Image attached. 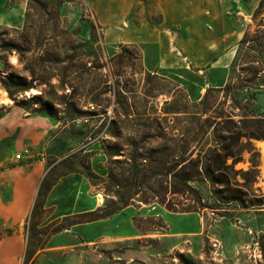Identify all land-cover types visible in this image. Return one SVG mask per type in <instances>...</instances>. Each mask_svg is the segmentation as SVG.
Listing matches in <instances>:
<instances>
[{"label": "rangeland", "instance_id": "obj_1", "mask_svg": "<svg viewBox=\"0 0 264 264\" xmlns=\"http://www.w3.org/2000/svg\"><path fill=\"white\" fill-rule=\"evenodd\" d=\"M260 1L134 0L107 25L92 0H0L13 47L0 48V189L9 199L34 168L48 184L23 264H264V139L240 138L224 173L240 200L205 176L199 204L171 193L182 163L227 137L222 119H264L263 87L218 91L238 42L264 27ZM5 84L29 90L15 101Z\"/></svg>", "mask_w": 264, "mask_h": 264}, {"label": "trees", "instance_id": "obj_2", "mask_svg": "<svg viewBox=\"0 0 264 264\" xmlns=\"http://www.w3.org/2000/svg\"><path fill=\"white\" fill-rule=\"evenodd\" d=\"M264 8V0L259 3L257 14ZM0 48L5 51L6 54H10L13 51L11 43L0 42ZM1 60L5 63L7 57L4 56ZM234 71L235 78L218 91L224 93L230 92H244L251 90L253 95H258L262 92L259 82H264V27L258 25L254 32H246L237 45V54L234 59ZM5 89L12 100H17V97L21 93H25L29 88H22L20 85L14 87L5 84ZM212 89L206 93L204 102L208 99ZM24 105L25 102H22ZM52 116L50 113H46ZM248 116L243 115L240 120L235 123L232 120L222 119L221 124L227 132V137L223 138V141L219 145L209 148L208 151L200 157L193 159L192 155L186 160V164L182 163L181 170L174 174L175 184L171 189V193L174 195H180L186 191L192 194L194 203L199 204V196L192 184L201 176H205L210 181L212 188H221V192L227 193L231 196V199L235 201L240 200L238 197L242 190L230 187L228 181L224 178V173L231 170L234 163L239 159L240 150L239 139L246 138L248 140L245 147H250V139L262 140L264 139V119L259 120L249 119ZM236 136V138H235ZM229 142V144H228ZM233 145V146H232ZM228 159L232 160V165L227 166ZM187 170L188 172H184ZM48 184L42 183L39 190V195L42 193V189L46 190ZM191 209V208H189ZM260 249L264 257V236L259 241Z\"/></svg>", "mask_w": 264, "mask_h": 264}, {"label": "crops", "instance_id": "obj_3", "mask_svg": "<svg viewBox=\"0 0 264 264\" xmlns=\"http://www.w3.org/2000/svg\"><path fill=\"white\" fill-rule=\"evenodd\" d=\"M133 1L116 0V6L107 5L102 10L98 0H92V4L101 16L99 22L115 25L122 23L123 13ZM41 180L42 171L34 168L22 177H15L13 182L10 180L9 199L0 189V264H23L24 224L33 209Z\"/></svg>", "mask_w": 264, "mask_h": 264}, {"label": "built area", "instance_id": "obj_4", "mask_svg": "<svg viewBox=\"0 0 264 264\" xmlns=\"http://www.w3.org/2000/svg\"><path fill=\"white\" fill-rule=\"evenodd\" d=\"M20 157L21 156H17V159H20ZM100 198H101V196H98L97 199H96V201H98V199H100Z\"/></svg>", "mask_w": 264, "mask_h": 264}]
</instances>
